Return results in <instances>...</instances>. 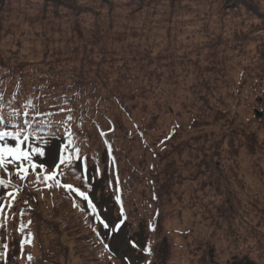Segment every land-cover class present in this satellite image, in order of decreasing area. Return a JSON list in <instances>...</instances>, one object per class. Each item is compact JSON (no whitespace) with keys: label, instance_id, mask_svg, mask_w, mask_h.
<instances>
[{"label":"rangeland","instance_id":"rangeland-1","mask_svg":"<svg viewBox=\"0 0 264 264\" xmlns=\"http://www.w3.org/2000/svg\"><path fill=\"white\" fill-rule=\"evenodd\" d=\"M75 1L85 4L87 0ZM44 3L4 1L0 17L6 34L0 31V35L5 34L0 50L8 46L15 49L18 41L23 52L32 48L25 56L40 63L47 60L42 59L45 43L63 47L70 39L66 42L70 50L75 46L79 51L90 49L97 61L90 65L95 68L102 66L103 59L114 65L124 60L131 66L127 71L115 69L110 74V84L120 86L112 90L126 101L132 116L127 122L119 111L113 115L117 130L131 127L134 132L128 137L119 131L113 134L120 175L129 188L125 194L128 209L139 211L138 202L146 195L153 163L150 147L166 138L174 124L182 126L175 143L194 136L195 147L206 145L205 154L186 156L190 160L178 166L176 174L181 182L172 184L171 201L163 208L162 231L157 235L158 264H232L246 259L264 264V126H253L257 127L255 142L234 138L235 125H242L254 116L255 109L260 110L253 106L256 99L251 78L257 76L259 82L264 79V56L257 49L264 35H255L237 49L233 47V37L248 29L246 23L258 19L248 15L244 7L238 9V16L229 9L220 16L225 10L221 0H94V9L82 13ZM257 5L264 12V0ZM78 73L86 75L89 82L94 79L91 71ZM42 104L45 106L39 105L44 110L50 105L46 101ZM63 112L56 113L54 121L63 120ZM194 119L204 124H197V120L192 127ZM130 121L139 125L144 136ZM76 122L83 126L80 135L87 131L90 144L95 146L98 138L90 121L82 115ZM202 134L207 138H201ZM57 145L55 139L46 144L31 142L30 150L19 160L52 166L57 159ZM250 145L258 152L252 153ZM12 147L8 139L0 137V152L9 154ZM172 158L176 159V155ZM201 158H205L204 172L197 169ZM169 160L170 157L162 159L160 175ZM213 164L219 176L212 175ZM94 196L112 227L117 218L110 197L103 191ZM141 209L146 212L144 206ZM188 227L186 239L173 233L174 229ZM115 231L108 233L112 248L118 257L133 261L135 252L128 246L127 227L120 226ZM2 237L5 243H11L12 228ZM126 258L122 264H127ZM90 264L98 262L93 258Z\"/></svg>","mask_w":264,"mask_h":264},{"label":"trees","instance_id":"trees-1","mask_svg":"<svg viewBox=\"0 0 264 264\" xmlns=\"http://www.w3.org/2000/svg\"><path fill=\"white\" fill-rule=\"evenodd\" d=\"M4 1L0 0V10ZM44 2L45 5L51 2L56 7L75 13L92 10L95 6L94 0H87L85 4L75 0ZM221 2L225 10H221L220 16L227 14L228 9L238 16V9L244 7L248 15L258 19L246 23L248 29L235 34L233 47L237 49V46H243L257 34L264 35V12L257 5L259 0H256L257 3L254 0ZM5 27L4 20L0 17V31L6 34ZM5 34L0 35V41ZM69 40L65 41L63 47L53 46L51 42L45 43L42 59L47 60L39 59L40 63L25 56L32 48L23 52L18 41L16 47L13 46L15 49H8V46L4 51L0 50V137L12 143L11 157H16L14 143L18 141L23 144L27 140L46 144V141L55 139L59 150L54 168L30 167L22 170L13 165L11 167L14 170L10 175L0 165V264H71L72 261L75 264H90L93 258L98 264H122V259L126 257H118L111 244V235L115 231L106 226L101 218L103 209L94 198L96 192L100 191L106 192L110 197L117 223L122 224L121 228L126 226L128 229V246L135 254L133 261L127 264H158L157 235L162 231L160 225L164 217L163 208L171 201L172 184L180 181L179 174H176L178 166L190 160L186 156L205 154L206 145L195 147L194 136L184 139L181 144L175 143L182 126L174 124L165 135L166 138L150 147L153 163L147 176L146 198L144 196L138 202L140 212L128 209L125 194H128L129 188L120 175L122 169L119 156L114 150L113 134L119 131L124 137H128L134 132L131 127L117 130L113 115L117 110L127 122L132 116L127 111L126 101L115 95V89L112 90L114 86H120L110 84V74L115 69L127 71L131 66L123 60L116 67L112 63H104L103 59L102 66L95 68L90 65L97 62L90 49L79 51V47L75 46L70 50L66 45ZM257 49L263 57V40ZM132 59L136 62V58ZM44 64L45 68L42 66ZM83 70L93 72L94 79L91 82L86 80V75L78 73ZM239 81L240 85L244 84L243 79ZM58 84H65L67 87H60ZM251 85L256 99L253 106L259 107L263 117L257 118L254 111L252 118L248 117L242 125L236 124L234 138L240 140L243 137L255 142L257 127L253 126L256 123L264 126V79L259 82V78L254 76L251 78ZM43 101L50 103L46 110L39 105L41 103L44 107ZM63 110L62 116L65 118L59 122L54 121L52 117ZM82 115L93 126V133L98 138L95 146L90 144L87 131L80 135L83 126L76 120L82 118ZM199 120L201 119H194L192 127L194 123L200 124ZM130 123L136 126L138 134L144 136L136 122ZM202 137L207 138L206 134H202ZM228 141L232 145L233 137L230 136ZM249 147L252 153L258 152L255 146ZM173 155H176V159L172 158ZM164 157H170V160L165 163L160 175ZM204 161L205 158L199 160L197 169L200 172L205 171ZM213 167L215 171L212 175L219 176L216 172L218 167L214 164ZM52 170L55 172L52 173ZM92 191L94 195L91 194ZM143 206L146 212L142 211ZM9 227L13 230V240L5 243L2 234ZM109 232L111 235H108ZM189 232V227L173 230V233L185 239ZM207 255L209 257L208 253ZM262 256L264 255L261 258ZM232 264L255 263L246 259L241 262L234 260Z\"/></svg>","mask_w":264,"mask_h":264},{"label":"water","instance_id":"water-1","mask_svg":"<svg viewBox=\"0 0 264 264\" xmlns=\"http://www.w3.org/2000/svg\"><path fill=\"white\" fill-rule=\"evenodd\" d=\"M259 116L261 115V113L258 114Z\"/></svg>","mask_w":264,"mask_h":264}]
</instances>
